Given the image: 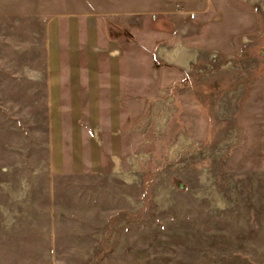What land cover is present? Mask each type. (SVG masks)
Wrapping results in <instances>:
<instances>
[{"label": "rangeland", "instance_id": "rangeland-1", "mask_svg": "<svg viewBox=\"0 0 264 264\" xmlns=\"http://www.w3.org/2000/svg\"><path fill=\"white\" fill-rule=\"evenodd\" d=\"M0 264H264V0H0Z\"/></svg>", "mask_w": 264, "mask_h": 264}, {"label": "bare ground", "instance_id": "bare-ground-1", "mask_svg": "<svg viewBox=\"0 0 264 264\" xmlns=\"http://www.w3.org/2000/svg\"><path fill=\"white\" fill-rule=\"evenodd\" d=\"M98 41H99V46L102 48V50H106V49H109L108 48V44H107V41L105 40V38H104V35H103V33L101 32V30L99 29V27H98ZM101 49H100V51H102ZM105 53V52H104ZM113 55H119V52L118 51H112L111 52ZM168 60L170 61V62H172V63H174V64H178V65H180V66H182L183 68H186V69H190L191 68V66H192V62H195L196 61V59H195V55H188V56H184V55H181V54H173V53H171L170 55H169V57H168ZM105 63V62H104ZM106 65H107V63H106ZM169 101H171V99H169L168 100V102ZM166 122V120L164 121V120H162V122H161V124H163V123H165ZM178 143H180V141L179 142H177L174 146H173V149L174 148H176L177 146H178ZM184 143L185 144H187V143H189V141H187L186 139L184 140ZM125 180H126V182H128V183H132L133 181H132V179H131V177H127V178H125Z\"/></svg>", "mask_w": 264, "mask_h": 264}, {"label": "crops", "instance_id": "crops-1", "mask_svg": "<svg viewBox=\"0 0 264 264\" xmlns=\"http://www.w3.org/2000/svg\"><path fill=\"white\" fill-rule=\"evenodd\" d=\"M95 68H91L90 66H88V70L86 73H92V72H96L97 74H100V76H96V77H89V75L86 76L85 81L87 80H91L92 83H95L96 88L98 87V85H100L99 89L103 91V86H104V77L106 75V73L108 72L105 69V65H96L94 66Z\"/></svg>", "mask_w": 264, "mask_h": 264}]
</instances>
